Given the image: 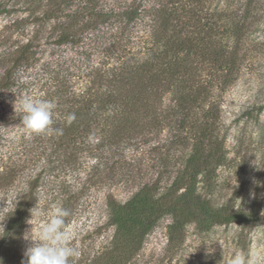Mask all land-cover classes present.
I'll return each mask as SVG.
<instances>
[{"label": "trees", "instance_id": "obj_1", "mask_svg": "<svg viewBox=\"0 0 264 264\" xmlns=\"http://www.w3.org/2000/svg\"><path fill=\"white\" fill-rule=\"evenodd\" d=\"M71 1L46 0L36 19L54 23L59 45L74 46L86 39L91 50L83 55L89 59L97 53L100 60L84 74L79 94L71 92L60 68H53L46 78L45 98L55 103L54 125L63 131L62 135L42 134L46 147L52 149L49 157L69 148L76 150L88 135H100L96 143L100 149L145 145L165 129L171 133L170 149L188 150L162 191L157 178L143 183L125 202L106 196L113 235L84 264H131L164 216L171 218L168 250L182 244L188 225L200 233L232 224L243 229L254 226L261 218L256 206L248 211L215 206L206 189L223 158L218 98L240 70L239 49L253 0H240L238 12L228 10L231 0H213L211 8L210 0H110L113 5L108 7L100 0H77L72 7ZM104 26L108 28L100 30ZM29 44L18 47L17 57L11 55L8 65L2 61L1 89L9 88L22 60L29 61L22 58ZM73 113L76 119L69 123L67 118ZM16 166L0 164V191L13 183L20 169ZM108 168L106 162L104 170ZM39 176L27 182L28 191L3 214V263L21 264L25 259L17 250ZM113 176L108 173L106 178L109 181Z\"/></svg>", "mask_w": 264, "mask_h": 264}, {"label": "rangeland", "instance_id": "obj_2", "mask_svg": "<svg viewBox=\"0 0 264 264\" xmlns=\"http://www.w3.org/2000/svg\"><path fill=\"white\" fill-rule=\"evenodd\" d=\"M45 1L0 0V77L2 61L8 65L11 55L17 57L16 49L30 43L22 57L29 61L23 59L14 70L9 88H0V164L20 168L13 183L0 191V237L3 214L28 191L27 182L40 175L31 210L38 206L50 213L54 205H59L69 211L64 230L70 236V246L77 250L70 264H84L97 256L113 235L114 228L108 226L106 196L125 202L143 183L157 178L162 191L171 183L188 150L170 149L171 133L165 129L145 145L130 143L100 149L96 145L100 135H88L76 150L69 148L49 157L52 149L46 147L42 134L24 126L21 102L26 97L46 100V78L53 68L66 73L71 92L79 94L84 74L97 66L100 55L93 53L89 59L83 55L91 50L86 39L74 46L57 44L54 23L36 19ZM76 2L71 1L72 7ZM214 3L210 0L209 7ZM241 3L231 0L227 8L238 12ZM100 4L113 5L110 0H100ZM248 9L246 34L239 49L240 70L218 98L223 158L206 189L215 206L243 211L256 206L261 218L246 229L232 224L200 233L188 225L182 244L168 250L171 218L164 216L146 236L131 264H231L238 253H243L249 264H264V0H253ZM45 160L48 162L44 166ZM106 162L109 168L104 170ZM108 173L114 179L108 181ZM31 210L17 250L22 258L31 244L24 239L25 234L31 230L34 238L50 219L47 215L32 218Z\"/></svg>", "mask_w": 264, "mask_h": 264}, {"label": "clouds", "instance_id": "obj_3", "mask_svg": "<svg viewBox=\"0 0 264 264\" xmlns=\"http://www.w3.org/2000/svg\"><path fill=\"white\" fill-rule=\"evenodd\" d=\"M23 124L35 134L62 135V129L54 125L53 113L56 105L50 100L24 98L21 102ZM68 122L76 119L75 114H69ZM69 211L62 206L54 205L49 212L36 206L31 210L32 218L49 216L50 219L33 235L26 233L24 239L31 244L24 252L25 259L21 264H70V260L77 255V250L70 246L69 234L64 230L65 218ZM0 264L3 261L0 260ZM231 264H249L243 253L235 254Z\"/></svg>", "mask_w": 264, "mask_h": 264}]
</instances>
